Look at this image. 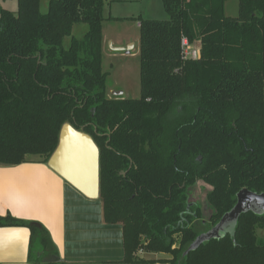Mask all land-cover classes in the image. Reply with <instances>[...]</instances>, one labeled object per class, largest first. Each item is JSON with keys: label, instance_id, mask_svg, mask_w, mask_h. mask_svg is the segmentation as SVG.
Masks as SVG:
<instances>
[{"label": "trees", "instance_id": "trees-1", "mask_svg": "<svg viewBox=\"0 0 264 264\" xmlns=\"http://www.w3.org/2000/svg\"><path fill=\"white\" fill-rule=\"evenodd\" d=\"M117 1L0 7V164L47 163L69 123L99 150L98 198L103 221L121 225L122 264L157 263L138 249L169 254L163 264H264V214L252 212L182 256L238 191L264 193V0H238L235 18L225 0H160L167 19H126L139 31L137 99L106 94L102 25L125 20L105 16ZM8 226L29 230L30 261L58 258L40 224L0 216Z\"/></svg>", "mask_w": 264, "mask_h": 264}, {"label": "crops", "instance_id": "crops-1", "mask_svg": "<svg viewBox=\"0 0 264 264\" xmlns=\"http://www.w3.org/2000/svg\"><path fill=\"white\" fill-rule=\"evenodd\" d=\"M49 1L40 0L39 11L42 14L46 13ZM114 5L117 3H111L108 8L110 13L114 11L115 19H128L119 14L117 7L113 9ZM139 17L142 18L141 15ZM104 32L103 23V58L118 55L137 57V42L105 37ZM107 45L115 48L132 47L128 54L108 51L105 56ZM118 92L121 93L118 97L123 99L133 94L131 87L111 88L107 85L108 97ZM6 214L43 226L61 264H122L124 250L121 225L106 224L99 198H85L38 158L28 159L19 165L0 164V216ZM50 257L43 258L41 262L30 261L29 230L22 226L0 227V264H51L46 262ZM150 259L145 257L144 260Z\"/></svg>", "mask_w": 264, "mask_h": 264}, {"label": "water", "instance_id": "water-1", "mask_svg": "<svg viewBox=\"0 0 264 264\" xmlns=\"http://www.w3.org/2000/svg\"><path fill=\"white\" fill-rule=\"evenodd\" d=\"M109 47L114 53L128 54L132 45L126 48ZM195 55L193 51L191 57L195 58ZM112 95L118 97L121 93ZM46 164L85 198L99 197V150L88 134L74 129L69 123H64L58 133L56 148ZM248 212L264 214V193L258 194L247 189L238 191L234 206L212 228L199 234L182 256L196 250L204 242L219 239L226 233L233 234L239 216ZM46 262L61 264L59 258L54 256L48 258Z\"/></svg>", "mask_w": 264, "mask_h": 264}, {"label": "rangeland", "instance_id": "rangeland-1", "mask_svg": "<svg viewBox=\"0 0 264 264\" xmlns=\"http://www.w3.org/2000/svg\"><path fill=\"white\" fill-rule=\"evenodd\" d=\"M47 2V0H45ZM117 5H114L112 8L117 7L118 12L121 16H126L127 18H137L141 15L142 19H154V20H165L167 15L164 12L160 0H119ZM237 4L238 0H225L224 4V14L226 17L235 18L237 17ZM110 5V4H109ZM0 6L2 8L9 9L11 11H16V0H0ZM109 6L105 8V16L114 17V11L110 13ZM115 18V17H114ZM105 32L104 35L117 37V39H130L133 42L139 41V31L137 23L132 20H116V21H105L104 22ZM87 27L85 24H77L72 31V36L74 38H81L86 32ZM70 38H66L64 41V46L68 45ZM197 47V45L195 44ZM137 48V47H135ZM110 52V47L107 45L105 47V56ZM192 50H189V52ZM134 52H137L135 50ZM103 70L108 72L107 85L113 87L128 86L131 87L132 96L128 99H137L139 98V61L138 57L134 55L130 57L126 56H111L103 58ZM28 159H37L35 156H29ZM203 188L197 189L201 191ZM198 199V192H192L190 201ZM199 201V200H198ZM197 201V202H198ZM257 235L260 237L264 236V230H257ZM141 251V253H139ZM137 257H142L145 259L152 258L145 261H155V264H163L160 261H166L170 259L169 254L162 253H146L143 250L138 249L136 253ZM152 264V263H148Z\"/></svg>", "mask_w": 264, "mask_h": 264}, {"label": "built area", "instance_id": "built-area-1", "mask_svg": "<svg viewBox=\"0 0 264 264\" xmlns=\"http://www.w3.org/2000/svg\"><path fill=\"white\" fill-rule=\"evenodd\" d=\"M182 44L183 45H186V42L185 41H182ZM185 54L186 55H191L192 53H191V51L189 52V49L187 48L186 51H185ZM139 253H141V251Z\"/></svg>", "mask_w": 264, "mask_h": 264}]
</instances>
